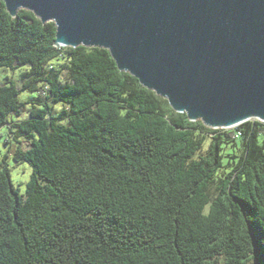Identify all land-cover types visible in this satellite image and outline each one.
<instances>
[{
  "label": "trees",
  "instance_id": "trees-1",
  "mask_svg": "<svg viewBox=\"0 0 264 264\" xmlns=\"http://www.w3.org/2000/svg\"><path fill=\"white\" fill-rule=\"evenodd\" d=\"M55 41L0 0V68L27 67L0 130L31 168L20 194L0 164V264H264V124L191 122L107 50Z\"/></svg>",
  "mask_w": 264,
  "mask_h": 264
},
{
  "label": "water",
  "instance_id": "water-1",
  "mask_svg": "<svg viewBox=\"0 0 264 264\" xmlns=\"http://www.w3.org/2000/svg\"><path fill=\"white\" fill-rule=\"evenodd\" d=\"M56 26L57 48L107 50L191 122L264 124V0H2ZM59 43V45H58Z\"/></svg>",
  "mask_w": 264,
  "mask_h": 264
},
{
  "label": "rangeland",
  "instance_id": "rangeland-1",
  "mask_svg": "<svg viewBox=\"0 0 264 264\" xmlns=\"http://www.w3.org/2000/svg\"><path fill=\"white\" fill-rule=\"evenodd\" d=\"M26 69L27 67H19L14 70L0 68V83H3L5 78H9L13 80L17 84L18 87H20L21 73L25 71ZM38 96H39L38 93L31 94L27 92H20L18 99L20 102L25 103L26 101H30L32 99L37 98ZM29 106L30 105L27 104L26 108H28ZM25 116H26V113L24 111L22 112L21 119H23ZM250 121H254V119ZM235 128H231V129H235ZM220 130H229V129H220ZM8 131L9 130L7 126L3 127L0 130V164L4 162L7 165L13 186L19 190L20 194H24L25 189H26V184L30 180L31 168L25 162L15 163L12 160L10 154L8 153V148L9 146H15L16 143L13 140H11L9 144L6 142L7 137H8ZM263 139H264V135L261 137L260 140H263Z\"/></svg>",
  "mask_w": 264,
  "mask_h": 264
},
{
  "label": "bare ground",
  "instance_id": "bare-ground-1",
  "mask_svg": "<svg viewBox=\"0 0 264 264\" xmlns=\"http://www.w3.org/2000/svg\"><path fill=\"white\" fill-rule=\"evenodd\" d=\"M58 45H59V43H58ZM235 127H237V126H235ZM235 127H233V128H235Z\"/></svg>",
  "mask_w": 264,
  "mask_h": 264
}]
</instances>
